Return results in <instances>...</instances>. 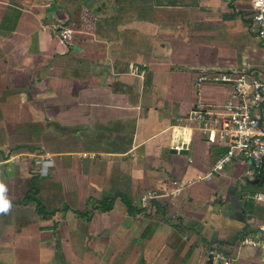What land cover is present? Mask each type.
Returning a JSON list of instances; mask_svg holds the SVG:
<instances>
[{
    "label": "crops",
    "instance_id": "obj_1",
    "mask_svg": "<svg viewBox=\"0 0 264 264\" xmlns=\"http://www.w3.org/2000/svg\"><path fill=\"white\" fill-rule=\"evenodd\" d=\"M252 2L114 0L104 26L62 2L0 0V264H264V246L242 244L264 241V167L213 172L226 145L173 132L198 100L232 96L197 79L264 62ZM34 152L53 155L45 177L8 161Z\"/></svg>",
    "mask_w": 264,
    "mask_h": 264
},
{
    "label": "built area",
    "instance_id": "obj_2",
    "mask_svg": "<svg viewBox=\"0 0 264 264\" xmlns=\"http://www.w3.org/2000/svg\"><path fill=\"white\" fill-rule=\"evenodd\" d=\"M264 15L262 8H255L252 2V17L250 30L260 41L264 50V20L257 17ZM54 33L63 41H71L74 30L55 25ZM230 84L233 93L224 103L205 104L198 100L190 114L183 120V125L176 126L173 132L187 128L197 129L204 134L212 144L221 142L228 148L213 168V172H220L225 165L235 158L249 161L256 169L264 167V62L259 66L246 65L231 73L217 74L213 78L201 77L197 79L196 87H201L205 81ZM173 149L178 153L187 149L184 139L177 138ZM32 158L41 177L48 175L52 166L53 155L50 153L34 152L32 154H12L9 162L22 158ZM213 172L203 179L211 180ZM155 198L147 193L141 200L147 206ZM257 201L264 203V194L257 196ZM242 244L253 248L264 246V241L245 236ZM209 256H217L225 260L224 254L215 249L208 251Z\"/></svg>",
    "mask_w": 264,
    "mask_h": 264
},
{
    "label": "rangeland",
    "instance_id": "obj_3",
    "mask_svg": "<svg viewBox=\"0 0 264 264\" xmlns=\"http://www.w3.org/2000/svg\"><path fill=\"white\" fill-rule=\"evenodd\" d=\"M40 1H42L43 4L52 3L53 1L55 4L62 2V4L66 5L68 9L76 10L77 13L86 11L89 15L88 17L89 19H94V20L96 18L97 20L100 19V22L103 23V25L105 26V7L107 8L112 7L111 3L114 0H40Z\"/></svg>",
    "mask_w": 264,
    "mask_h": 264
},
{
    "label": "clouds",
    "instance_id": "obj_4",
    "mask_svg": "<svg viewBox=\"0 0 264 264\" xmlns=\"http://www.w3.org/2000/svg\"><path fill=\"white\" fill-rule=\"evenodd\" d=\"M253 6L255 8H262L264 10V0H253ZM258 20H264V15L257 17ZM7 189L3 183H0V214H7L12 209V204L9 199L6 198L5 193Z\"/></svg>",
    "mask_w": 264,
    "mask_h": 264
},
{
    "label": "trees",
    "instance_id": "obj_5",
    "mask_svg": "<svg viewBox=\"0 0 264 264\" xmlns=\"http://www.w3.org/2000/svg\"><path fill=\"white\" fill-rule=\"evenodd\" d=\"M103 204H105V208L104 209H101V210H99V211H104V212H108V211H110V209L112 208V205H111V202L110 201H104V203Z\"/></svg>",
    "mask_w": 264,
    "mask_h": 264
},
{
    "label": "water",
    "instance_id": "obj_6",
    "mask_svg": "<svg viewBox=\"0 0 264 264\" xmlns=\"http://www.w3.org/2000/svg\"><path fill=\"white\" fill-rule=\"evenodd\" d=\"M173 152L172 153H174V154H177L178 152L176 151V150H172ZM179 154L180 155H187L188 154V151H186V150H182L181 152H179Z\"/></svg>",
    "mask_w": 264,
    "mask_h": 264
}]
</instances>
